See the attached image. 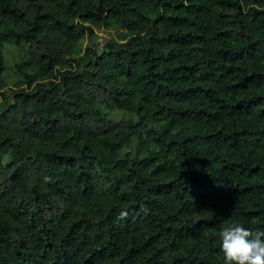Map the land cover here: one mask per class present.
I'll return each mask as SVG.
<instances>
[{
  "label": "trees",
  "instance_id": "trees-1",
  "mask_svg": "<svg viewBox=\"0 0 264 264\" xmlns=\"http://www.w3.org/2000/svg\"><path fill=\"white\" fill-rule=\"evenodd\" d=\"M234 223L264 231V0H0V264H225Z\"/></svg>",
  "mask_w": 264,
  "mask_h": 264
},
{
  "label": "clouds",
  "instance_id": "clouds-1",
  "mask_svg": "<svg viewBox=\"0 0 264 264\" xmlns=\"http://www.w3.org/2000/svg\"><path fill=\"white\" fill-rule=\"evenodd\" d=\"M219 235L225 264H264V231L234 223Z\"/></svg>",
  "mask_w": 264,
  "mask_h": 264
},
{
  "label": "rangeland",
  "instance_id": "rangeland-1",
  "mask_svg": "<svg viewBox=\"0 0 264 264\" xmlns=\"http://www.w3.org/2000/svg\"><path fill=\"white\" fill-rule=\"evenodd\" d=\"M95 31V29H93ZM95 34L97 35L99 40H103V39H107L110 37H115V33L113 32V30H102V31H95ZM86 41L83 40L82 42V46L85 45ZM22 44V43H21ZM20 49H22V47L19 46H12L11 43H4L2 45L1 51H2V58H3V63H4V70L2 72V78L5 80V77L8 78V80H12L13 79V73L11 70V65L13 64V62L15 61V59H17L20 55L19 51ZM7 87H11V83L7 85ZM98 108L103 111L104 113H106V109L103 106L98 105ZM115 116L114 118H126V117H131L134 118V115L123 111V110H114L113 111ZM111 112H108V115H114Z\"/></svg>",
  "mask_w": 264,
  "mask_h": 264
}]
</instances>
